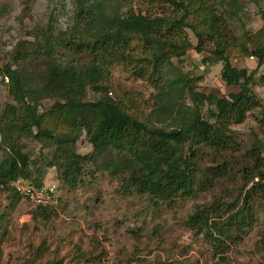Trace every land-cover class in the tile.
<instances>
[{
    "label": "rangeland",
    "instance_id": "1",
    "mask_svg": "<svg viewBox=\"0 0 264 264\" xmlns=\"http://www.w3.org/2000/svg\"><path fill=\"white\" fill-rule=\"evenodd\" d=\"M175 1L183 2L188 8L190 15L186 23L195 29H183L176 41L190 45L181 58H172L171 65L164 66L162 75L166 73L164 76L172 79L178 72L185 77L194 92L204 96L200 103L203 114L214 109L206 100L208 96L227 97L239 91L237 87H226L221 81L222 63L205 64L206 54L195 51L196 34L203 30L204 11L225 21L230 35L226 55L231 65L254 73L251 89L260 107L249 112L242 124L228 128L236 142L232 145L236 148L233 155L242 158L256 140L264 142V67L257 66V60L248 55L254 48L264 47V0H236L233 4L231 0ZM130 10L174 21L181 14L168 5H151L144 0H133L131 5L123 3L115 12L124 15ZM79 13L77 0H0V66L5 64L13 69L20 66L27 75L42 71L43 61L34 56L20 59L21 52L24 49L33 52L34 37L38 33L48 34V29L52 39L77 30L74 17ZM41 44L45 43L41 41ZM202 46L213 49L206 38ZM131 50L132 63H115L108 67L102 84L108 89V98L119 100L129 113L142 119L153 114L160 95L152 81L134 75V68L142 65L139 60L146 57L142 43L132 42ZM52 51L56 60H68L76 66L81 67L88 61L83 56L67 54L55 45ZM33 78L36 80V77L30 80ZM185 92L177 102L190 107L191 98ZM103 95L87 88L82 101L96 102ZM58 101L54 97L37 98L36 114H47ZM8 107L18 109L19 105L9 94L8 80L0 77V162L7 154L19 150L35 163L31 179L23 185L17 184V188L15 181L9 183L10 189L16 188L13 189L16 194L0 190V264H46L52 260L62 264H264V251L257 247L264 239V201L255 203L253 225L223 240L218 254H215L217 244L188 225L189 217L196 210L211 214L216 206L225 208L241 200L243 180L237 172L220 182L202 186L199 184L203 179L202 171H199L193 196H178L164 203L148 195L125 191L122 177L110 176L101 163L102 158L89 162L88 158L97 154L84 130L74 137L54 118H43L48 123L41 128L46 129L55 142L47 146L45 141L35 139L36 128L27 135L19 133L5 118ZM157 127L167 129L169 125L157 123ZM59 145H68L66 149L72 155L87 158V162H80L76 187L62 179L61 169L67 160L54 155ZM188 148L189 144H185V153ZM206 155L207 158L197 162L200 169L213 165L214 161L219 164L226 158L225 154L215 157L212 152ZM247 163L251 165L250 161ZM36 182L40 185L36 186ZM28 187L52 192L49 200L53 206L47 208L53 210L48 219L39 222L35 218L37 206L19 193V189ZM228 215L220 221H225Z\"/></svg>",
    "mask_w": 264,
    "mask_h": 264
},
{
    "label": "trees",
    "instance_id": "2",
    "mask_svg": "<svg viewBox=\"0 0 264 264\" xmlns=\"http://www.w3.org/2000/svg\"><path fill=\"white\" fill-rule=\"evenodd\" d=\"M77 1L81 13L74 17L77 30L52 39L48 29V34L38 33L34 37L33 52L28 49L21 52L20 59L34 56L43 61L42 71L27 75L20 66L16 69L5 64L0 66V77L8 80L9 94L19 105L18 109L7 108L6 120L15 125L19 133L26 135L36 128L35 139L45 141L47 146L55 142L51 134L41 128L48 123L43 118H54L74 137L84 130L97 154L88 158L89 162L95 163L96 158H102L101 163L110 176L122 177L125 191L148 195L164 203L178 196H193L199 171H202L203 179L199 183L202 186L215 184L237 172L243 180L241 200L225 208L214 206L211 214L196 210L188 219L192 229L217 244L215 254L220 253L223 240H229L232 233L243 232L253 225L255 203L264 201V142L256 140L242 158H235L236 148L232 145L236 142L228 132L231 125L242 124L249 112L260 107V103L251 89L254 73L233 67L226 55L230 35L225 21L204 11L201 18L203 30L196 34L198 44L195 51L206 54L203 58L205 64L222 63L221 81L226 87H237L239 91L227 97L208 96L206 100L214 109L203 114L200 103L204 96L194 92L185 77L178 72L172 79L165 77L166 73L162 75L164 66L169 67L172 58H181L190 45L176 41L183 29H195L186 23L190 11L183 2L144 0L151 5L165 4L181 12L174 21L141 11L130 10L124 15L115 12L119 5H131L133 0ZM235 1L231 0L232 4ZM262 16L264 19V14ZM204 38L213 49L202 46ZM134 41L141 42L146 51V57L139 60L142 65L134 68V75L152 81L160 95L153 114L142 119L129 113L119 100L108 98V89L102 84L108 67L115 63H132L130 52ZM54 45L67 54L88 58V61L80 67L68 60H56L52 51ZM248 55L257 60V66L264 67V47L254 48ZM32 77L36 80H30ZM162 79L164 84L161 86ZM87 88L104 95L96 102H83ZM185 91L191 98L190 107L177 102ZM41 96L59 101L47 114L38 116L36 101ZM157 123L168 124L169 128L157 127ZM185 144H189L186 153ZM66 146L59 145L54 155L67 160L61 169L62 179L67 185L76 187L81 163L87 162V158L72 155ZM206 152H212L215 157L225 154L226 158L219 164L214 161L213 165L200 169L197 162L207 158ZM33 166L35 163L19 150L7 154L0 162V190L16 194L8 187L9 183L18 178L31 179ZM39 185L36 182V186ZM248 186L250 188L246 189ZM52 210L37 207L35 218L44 221ZM226 215L228 218L220 221ZM257 247L264 251V239ZM46 264L62 262L52 260Z\"/></svg>",
    "mask_w": 264,
    "mask_h": 264
},
{
    "label": "built area",
    "instance_id": "3",
    "mask_svg": "<svg viewBox=\"0 0 264 264\" xmlns=\"http://www.w3.org/2000/svg\"><path fill=\"white\" fill-rule=\"evenodd\" d=\"M27 180L23 178H18L15 180V187L17 188V184H24ZM15 187H12L13 189H16ZM18 190V189H17ZM19 193H21L23 196L27 197L30 202L34 203L37 207H50L53 206V202L49 197L51 195V191L47 192L45 189H31V188H26L24 190H18Z\"/></svg>",
    "mask_w": 264,
    "mask_h": 264
}]
</instances>
